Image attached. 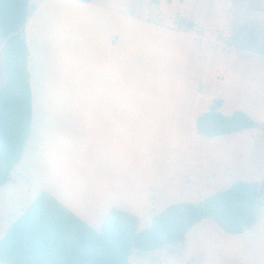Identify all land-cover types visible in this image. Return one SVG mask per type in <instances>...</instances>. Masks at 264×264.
Masks as SVG:
<instances>
[{
    "label": "rangeland",
    "instance_id": "374dc122",
    "mask_svg": "<svg viewBox=\"0 0 264 264\" xmlns=\"http://www.w3.org/2000/svg\"><path fill=\"white\" fill-rule=\"evenodd\" d=\"M178 16L207 22L205 40L190 55L200 59L190 61L183 91L171 100L143 90V59L132 42L133 35L141 42L151 39L145 23L165 25ZM251 28L256 32L247 31ZM263 34L264 0H31L22 37L31 53L33 136L0 193V241L43 191L84 214L94 229L102 226V211L118 208L139 217L144 230L171 205H198L237 183L264 189ZM3 45L0 38V49ZM6 81L1 54L0 88ZM96 89L100 98L105 90L121 89L122 105L136 107L123 113L136 122L129 121L133 133L123 134L117 149L121 187L101 186L98 176L108 171L104 160L82 157L66 129H55L52 139L39 130L41 123L50 125L52 111L73 119L70 105H82L84 93ZM218 100L224 101L223 114L242 111L261 127L199 136L196 120ZM93 143L98 153L101 142ZM258 212L259 221L244 235H229L206 219L184 243L151 254L134 251L130 264H264V198Z\"/></svg>",
    "mask_w": 264,
    "mask_h": 264
},
{
    "label": "trees",
    "instance_id": "16d2710c",
    "mask_svg": "<svg viewBox=\"0 0 264 264\" xmlns=\"http://www.w3.org/2000/svg\"><path fill=\"white\" fill-rule=\"evenodd\" d=\"M30 9L31 0H0L7 77L0 88V193L22 162L32 137L30 51L22 37ZM259 54L264 56V39ZM223 107L224 101L218 100L198 119V135L212 139L261 127L242 111L223 114ZM263 198V188L237 183L201 204L169 206L147 229L140 230L136 215L112 209L96 230L43 191L0 241V264H130L134 251L151 254L184 243L189 232L206 219L215 221L229 235H243L259 221Z\"/></svg>",
    "mask_w": 264,
    "mask_h": 264
},
{
    "label": "crops",
    "instance_id": "0c3cea01",
    "mask_svg": "<svg viewBox=\"0 0 264 264\" xmlns=\"http://www.w3.org/2000/svg\"><path fill=\"white\" fill-rule=\"evenodd\" d=\"M199 17H200L199 19L189 20L186 18H182L181 16H178L174 20H169L170 23H166L165 25L159 22L158 23L147 22L145 23L146 26H149L151 28L150 29L151 39H146L145 42L142 41L144 44L140 41V39L135 38V36L133 35L134 40L132 44L134 45L135 53L139 55V58L143 59L142 61L144 66L143 69H145L142 72V79H141L143 90L150 91L154 95H159L163 98H167L171 100H173V97H176L177 95L182 93L184 88L183 87L184 79L185 77H187L186 75H188L189 65L192 64V62H194L195 58L200 59L199 56H195L192 58V56L190 55H192V51L196 47V45L201 44L198 41L202 42L205 40L204 27L207 20L202 16ZM177 21L183 23V25L198 23L199 26L201 27V31H202L201 35L198 36L195 33H191L183 28H180L181 26H179ZM255 30H256L255 28H251L248 29L247 31L251 33V32H256ZM221 31L223 32V30H219L216 33ZM226 37H228L227 34ZM185 38H189V41H187ZM220 42L223 43L224 45L226 44L223 41ZM141 44H143L142 48H140ZM213 44L218 45V42L214 41ZM146 49H148V51L146 52V54H144V51ZM174 51L183 54V57L179 58L174 56L176 55L174 54ZM1 54H2V49H0V56ZM30 58H31V53H30ZM29 63H30V59H29ZM150 63H151V68L149 66ZM117 67H118L117 69L118 74H120V72H122L120 59L117 60ZM193 82L194 83H191L193 86L198 84L197 79L193 80ZM105 92L107 93L104 95V97L100 98L101 96L98 89H96L95 91H91V93L88 90L86 93H84V95H86V102H83L82 105L71 104L69 110H67V111L71 110L70 112H72L73 114L72 116L73 119L71 118V116L62 117L61 114L58 113L59 110H57L56 112L52 111L53 113L51 112L50 114V125L48 124L46 126V124L44 125L41 123L39 125V130L41 133L44 134L45 137L48 138L50 137L52 139L51 136H53V132L55 131V129L57 128L66 129V133L67 135H70V139L77 142L73 144L71 143V145L74 147L77 144L76 146L78 147L77 148L74 147L75 150L81 148L83 152L82 157H88L92 160L97 158L104 160L103 165L108 167V171L107 172L102 171L98 176V182H101V186L121 187L120 163L122 161V156L118 154L117 149L118 146L120 145L121 142L120 138L122 137V135L125 134L126 136H128L131 133H133L132 130H127L131 128L130 122H136V120L131 119L132 117L130 116L127 117L123 113L127 111L130 112L132 111L133 108L136 107L132 105L129 106L122 105L121 89H118L117 91L115 89H113V91L105 90ZM33 104H34V96H33ZM195 117L193 119H195ZM33 118H34V113H33ZM63 118H66L64 122L59 121V119H63ZM198 119L196 120V130H197ZM33 124H34V120H33ZM123 128H125L129 133L123 132L124 131ZM32 136H33V126H32ZM93 141L101 142L100 148H97L99 150L98 153L95 151ZM83 181L84 180L80 181V183ZM105 199L109 200L110 197L106 196ZM112 206L114 207L116 206V204H113ZM112 209H118V208H111L101 212L100 216L102 217V224L105 215ZM70 210L73 211L77 216H79L83 221L85 220L84 222H87L86 216L84 214L83 216L82 214L76 212L75 209L74 210L70 209Z\"/></svg>",
    "mask_w": 264,
    "mask_h": 264
},
{
    "label": "built area",
    "instance_id": "2783aa9c",
    "mask_svg": "<svg viewBox=\"0 0 264 264\" xmlns=\"http://www.w3.org/2000/svg\"><path fill=\"white\" fill-rule=\"evenodd\" d=\"M146 13H147V14H150V11L147 10ZM158 20H159V21H160V20H161V21L163 20L162 15H160V16L158 17ZM178 24H179V26H181L180 28H183V29L187 30L188 32L195 33V34H197L198 36L201 35V32H202V31H201V27L199 26L198 23H192V24H186V25H183V23H180V22L178 21Z\"/></svg>",
    "mask_w": 264,
    "mask_h": 264
},
{
    "label": "flooded vegetation",
    "instance_id": "af4514ba",
    "mask_svg": "<svg viewBox=\"0 0 264 264\" xmlns=\"http://www.w3.org/2000/svg\"><path fill=\"white\" fill-rule=\"evenodd\" d=\"M253 33H254V32H253ZM252 37H253L254 39L258 40V37H257L256 33H255L254 35H252L251 38H252ZM256 40H255L254 42H256Z\"/></svg>",
    "mask_w": 264,
    "mask_h": 264
},
{
    "label": "water",
    "instance_id": "95a60500",
    "mask_svg": "<svg viewBox=\"0 0 264 264\" xmlns=\"http://www.w3.org/2000/svg\"><path fill=\"white\" fill-rule=\"evenodd\" d=\"M9 40H6V42H8Z\"/></svg>",
    "mask_w": 264,
    "mask_h": 264
}]
</instances>
